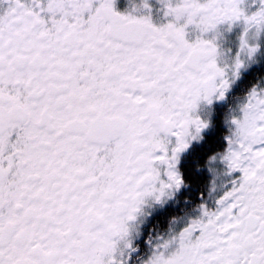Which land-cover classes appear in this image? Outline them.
<instances>
[{
  "label": "snow or ice",
  "instance_id": "6c2138e0",
  "mask_svg": "<svg viewBox=\"0 0 264 264\" xmlns=\"http://www.w3.org/2000/svg\"><path fill=\"white\" fill-rule=\"evenodd\" d=\"M0 264H264V0H0Z\"/></svg>",
  "mask_w": 264,
  "mask_h": 264
}]
</instances>
